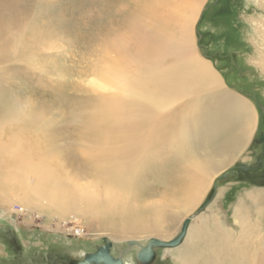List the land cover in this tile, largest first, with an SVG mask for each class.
<instances>
[{
    "label": "rangeland",
    "instance_id": "rangeland-1",
    "mask_svg": "<svg viewBox=\"0 0 264 264\" xmlns=\"http://www.w3.org/2000/svg\"><path fill=\"white\" fill-rule=\"evenodd\" d=\"M149 3L150 0H0V149H12L22 139L23 146L38 157L44 155L41 152L46 159L61 157L62 160L57 158L61 162L57 166L62 172L67 170L78 179L97 175L101 169L82 150L103 142L106 136L115 137L117 131L115 127L101 128L114 96L111 88H97L99 70L113 58H123L125 66L138 65L141 71L150 73L147 65L153 70L162 69L176 58L171 53L144 51L147 49L141 44L137 27H156L151 18H155L151 13L153 3ZM262 17L264 0L200 1L192 37L197 51L210 62L224 87L254 104L258 113L256 128L245 150L213 176L197 207L189 213H175L162 231L148 232L150 238H175L184 226L185 236L195 221L193 217L207 212L213 202L209 211L223 214L231 223L240 199L252 189H264V73L255 65L261 64L259 54H264ZM112 44L121 49L119 56ZM127 70L130 72V68ZM206 101L202 100L200 109L191 116L207 112ZM185 103L186 98L175 103L176 112L185 110ZM190 111L186 121H190ZM101 133L106 136L98 137ZM107 139L105 142L111 146L112 138ZM204 139L191 150L203 165H212L221 152L212 145L215 140ZM128 155H132L130 151ZM144 179L142 192L146 196L158 198L168 189L162 177L151 175ZM16 190H0V264H65L94 250L105 237L117 242L114 250L111 242L115 256L126 257L133 253L136 240L146 234L131 235L97 226L96 222L74 218L72 212L59 219L40 204L24 202L23 190L19 186ZM247 205L251 232L236 225L239 229L233 232H241L242 237L255 235L259 223L264 229V207L261 212L252 202ZM183 237L181 241L186 239ZM165 248L169 247L154 249L150 264H174ZM250 261L258 264L255 259ZM137 264L142 263L137 260Z\"/></svg>",
    "mask_w": 264,
    "mask_h": 264
},
{
    "label": "bare ground",
    "instance_id": "bare-ground-1",
    "mask_svg": "<svg viewBox=\"0 0 264 264\" xmlns=\"http://www.w3.org/2000/svg\"><path fill=\"white\" fill-rule=\"evenodd\" d=\"M200 1L150 0L151 13L155 15L151 18L155 19L156 27L152 29L149 25L140 29L138 26L137 31L141 44L147 49L144 51L156 52V55L171 53L176 57L169 65L162 69L156 66L155 70L147 65L151 71L144 73L138 65L127 67L123 58L119 61L113 58L112 63L106 62L98 69L97 88H111L114 96L107 105V117L100 123L101 128L115 127L117 131L115 137L104 133L98 136L112 138L111 146L105 142L106 138L82 150L83 155L101 169L97 175L78 179L67 170L62 172L57 166L58 157L46 159L42 152L44 155L38 157L19 139L12 149H0V190L5 193L19 186L24 202L40 204L59 219L72 212L74 218L96 222L97 226L131 235L146 233L136 240L133 253L120 256L126 264H136L137 249L154 238H150L148 232L162 231L177 215L175 213H189L197 207L213 176L245 150L258 116L254 104L224 87L222 78L197 51L192 37ZM261 21L264 29V17ZM255 28L258 30V26ZM113 48L119 56L121 49L114 45ZM259 58L261 64L255 65L264 73V54H259ZM182 98H186L187 108L176 112L175 103ZM204 99L209 110L191 116L200 109ZM189 111L190 121L186 117ZM204 138L215 140L211 143L221 152L212 165H203L191 150L195 143L206 141ZM244 138L246 141L242 143ZM151 175L162 177L167 183L168 189L158 198L142 192L144 178ZM248 202L257 205L262 212L264 189H252L240 199L233 209L231 223L223 214L209 211L215 202L207 212L193 217L195 221L183 237L186 239L175 247L165 248L174 264H254L250 261L254 259L264 264V249L259 248L264 247L261 223L257 229L253 223L256 234L250 237H242L241 232L233 234L239 229L235 225L245 232L252 230L246 217ZM109 240L114 249L117 242Z\"/></svg>",
    "mask_w": 264,
    "mask_h": 264
},
{
    "label": "water",
    "instance_id": "water-1",
    "mask_svg": "<svg viewBox=\"0 0 264 264\" xmlns=\"http://www.w3.org/2000/svg\"><path fill=\"white\" fill-rule=\"evenodd\" d=\"M185 226L182 227L180 233L175 238H171L169 240H161L159 238H152L150 241L140 248L137 252V258L142 264H150L155 257V248L158 247H169L177 245L181 242L182 237L185 233ZM136 243V242H135ZM111 243L108 238L103 239V243L98 244L96 250L93 252H89L83 260L81 259H71L70 263L76 260L77 264H90L100 263V264H123L122 259L119 257H114L110 253Z\"/></svg>",
    "mask_w": 264,
    "mask_h": 264
},
{
    "label": "flooded vegetation",
    "instance_id": "flooded-vegetation-1",
    "mask_svg": "<svg viewBox=\"0 0 264 264\" xmlns=\"http://www.w3.org/2000/svg\"><path fill=\"white\" fill-rule=\"evenodd\" d=\"M101 243H103V241L101 242ZM100 243V244H101ZM98 245V244H97ZM97 245L95 246V249L94 250H92V251H90V252H93V251H95L96 250V247H97ZM113 246V245H112ZM130 247V246H129ZM133 247H136L135 245H133ZM139 250H140V248H138ZM137 249V251H139ZM114 250V249H113ZM137 251H136V253H135V262H136V264H137V258H136V254H137ZM89 252H84V253H81V255H77L76 257H74V258H76V259H81V260H83L84 258H85V256L88 254ZM110 253L112 254V256H114L115 258L116 257H119V258H121L122 259V262H123V264H126L125 263V261H124V259L122 258V257H120L119 255H117V256H115L116 254L115 253H113V252H111V249H110ZM64 264V263H63ZM65 264H77V262L76 261H74V262H72V263H70V259L68 260V262H66ZM90 264H94L93 262H91ZM100 264V263H99Z\"/></svg>",
    "mask_w": 264,
    "mask_h": 264
}]
</instances>
